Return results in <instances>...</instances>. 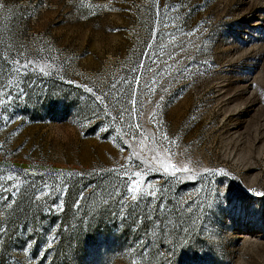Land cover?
Instances as JSON below:
<instances>
[{
	"label": "rangeland",
	"instance_id": "1",
	"mask_svg": "<svg viewBox=\"0 0 264 264\" xmlns=\"http://www.w3.org/2000/svg\"><path fill=\"white\" fill-rule=\"evenodd\" d=\"M0 101V264H264V0H0Z\"/></svg>",
	"mask_w": 264,
	"mask_h": 264
},
{
	"label": "snow or ice",
	"instance_id": "2",
	"mask_svg": "<svg viewBox=\"0 0 264 264\" xmlns=\"http://www.w3.org/2000/svg\"><path fill=\"white\" fill-rule=\"evenodd\" d=\"M26 67V66H25ZM87 92L88 93H92L93 92V89L92 88H87ZM96 99L97 100H100V97H96ZM3 101H0V103H2ZM101 103H102V100H101ZM222 174H224V173H222ZM250 191H253V190H251V189H249ZM131 191H132V193H133V199L135 200V199H137V196L135 195V193L137 192V191H139L135 186H133V188L131 189ZM255 194H257V195H264V193H260V192H254ZM140 194L141 195H143V192L141 191L140 192ZM57 207L59 208L60 206L59 205H57Z\"/></svg>",
	"mask_w": 264,
	"mask_h": 264
}]
</instances>
